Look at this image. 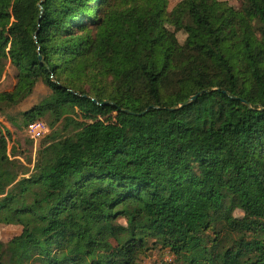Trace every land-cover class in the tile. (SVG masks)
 I'll list each match as a JSON object with an SVG mask.
<instances>
[{
  "label": "trees",
  "instance_id": "obj_1",
  "mask_svg": "<svg viewBox=\"0 0 264 264\" xmlns=\"http://www.w3.org/2000/svg\"><path fill=\"white\" fill-rule=\"evenodd\" d=\"M238 2L0 0V79L18 72L0 115L42 82L23 123H62L34 170L0 131V224L22 228L0 264H140L151 247L264 264V0Z\"/></svg>",
  "mask_w": 264,
  "mask_h": 264
},
{
  "label": "rangeland",
  "instance_id": "obj_2",
  "mask_svg": "<svg viewBox=\"0 0 264 264\" xmlns=\"http://www.w3.org/2000/svg\"><path fill=\"white\" fill-rule=\"evenodd\" d=\"M181 0H169V10H172ZM230 4L238 7V0H228ZM178 39L184 41L185 34L177 33ZM8 50H12L9 46ZM17 69L9 61L6 70L0 79V93L4 91H12L17 84ZM50 89L38 82L33 93L20 104L8 108V116L0 115V131L8 133L7 151L11 158H16L26 165L31 170L37 167V164L43 158L45 146L52 140L51 134L55 132L58 137L61 132L62 123H57L55 126L51 124L52 118L46 116L38 119L34 123H40L38 127L30 128V124L23 123V112L30 109L38 103L40 99L50 93ZM32 124V123H31ZM241 211H236L235 215L239 216ZM124 222L123 220H120ZM21 226L14 224H0V240L7 243L14 236L20 234ZM240 239L241 245L247 246L253 243V238L246 232H240L238 236H232V239ZM119 247L114 239H109L107 250L100 254V257L112 259L115 255H119ZM32 261V260H31ZM30 261V262H31ZM140 264H182L177 261L175 254L168 248L151 247L147 252L141 255ZM35 264H39L37 260Z\"/></svg>",
  "mask_w": 264,
  "mask_h": 264
},
{
  "label": "water",
  "instance_id": "obj_3",
  "mask_svg": "<svg viewBox=\"0 0 264 264\" xmlns=\"http://www.w3.org/2000/svg\"><path fill=\"white\" fill-rule=\"evenodd\" d=\"M34 37H35V38L37 37V33L34 34ZM200 94H201V92H199L198 94L193 95V96L191 97V99L184 101V102L181 104V106L188 104V103L190 102V100L196 99ZM94 101H95V102H98L97 99H94ZM106 103H111V102H110V101H104V102H103V104H106ZM151 107H155V106L153 105V106H151ZM172 109H174V108H172ZM147 110H148V109H146V110L143 111L142 113H145ZM128 112H129V113H132V114H137V113H135V112H133V111H128Z\"/></svg>",
  "mask_w": 264,
  "mask_h": 264
},
{
  "label": "built area",
  "instance_id": "obj_4",
  "mask_svg": "<svg viewBox=\"0 0 264 264\" xmlns=\"http://www.w3.org/2000/svg\"><path fill=\"white\" fill-rule=\"evenodd\" d=\"M39 122L38 123H32V124H30V128H35V127H38L39 126Z\"/></svg>",
  "mask_w": 264,
  "mask_h": 264
}]
</instances>
